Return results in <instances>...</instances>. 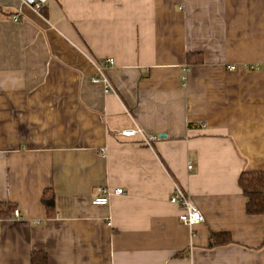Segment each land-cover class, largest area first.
I'll use <instances>...</instances> for the list:
<instances>
[{
  "label": "crops",
  "instance_id": "1",
  "mask_svg": "<svg viewBox=\"0 0 264 264\" xmlns=\"http://www.w3.org/2000/svg\"><path fill=\"white\" fill-rule=\"evenodd\" d=\"M107 58L110 92L92 82ZM134 127L159 139L119 134ZM250 171H264V0H0V203L20 215L0 213V264H264ZM176 185L203 223L180 221ZM101 187L124 193L95 205Z\"/></svg>",
  "mask_w": 264,
  "mask_h": 264
},
{
  "label": "built area",
  "instance_id": "2",
  "mask_svg": "<svg viewBox=\"0 0 264 264\" xmlns=\"http://www.w3.org/2000/svg\"><path fill=\"white\" fill-rule=\"evenodd\" d=\"M50 0H23L24 3L31 6L36 12L42 13L46 8ZM14 21H19L20 16L18 14L13 16ZM113 58H107L104 62V65H98L97 74L92 77V82L96 84H102L106 92L112 90V84L109 78L104 74L105 68L109 65L114 64ZM235 66H232L231 69H235ZM125 138H137L141 140L144 145H151L155 143L158 139V135L149 134L142 127H134L129 129L121 130L119 133ZM193 168L192 164H188V169ZM123 188L119 187L112 191L109 187H101L98 190V194L94 197L92 203L95 205H107L110 202L112 195L123 194ZM170 202L174 205H177L180 209L179 219L180 221L190 227H194L205 221V217L197 207L193 199L188 195V193L181 188L180 186H175L173 193L170 198ZM15 215L20 217L19 210H16ZM1 230V227H0Z\"/></svg>",
  "mask_w": 264,
  "mask_h": 264
},
{
  "label": "trees",
  "instance_id": "3",
  "mask_svg": "<svg viewBox=\"0 0 264 264\" xmlns=\"http://www.w3.org/2000/svg\"><path fill=\"white\" fill-rule=\"evenodd\" d=\"M203 57L199 55L189 54L188 62L190 64L203 62ZM239 185L243 190L244 195L247 197V212L250 215L264 214V171H250L243 172L239 177ZM43 202L48 209L55 207V194L54 192L46 191L43 195ZM3 207H7V215L14 212L15 209L11 205L0 203V213L4 212ZM3 214V213H2ZM1 215V214H0ZM212 243L216 245L226 244L232 241L229 233H214L212 234ZM38 255L33 257V264H47V257L44 255L39 262Z\"/></svg>",
  "mask_w": 264,
  "mask_h": 264
}]
</instances>
